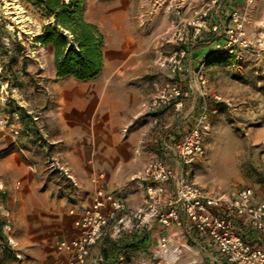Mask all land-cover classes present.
I'll use <instances>...</instances> for the list:
<instances>
[{
    "label": "rangeland",
    "instance_id": "rangeland-1",
    "mask_svg": "<svg viewBox=\"0 0 264 264\" xmlns=\"http://www.w3.org/2000/svg\"><path fill=\"white\" fill-rule=\"evenodd\" d=\"M199 1L82 0V12L84 20L95 25L103 36L102 64L104 54L117 56L112 52L121 48L120 56L124 59L135 51L133 47H144L150 42L161 52V64L179 48L171 38V23L174 26L180 22L184 27V48L188 53L186 66L179 74L172 77L165 65L142 64L132 71L136 75V94L144 99L139 106L142 118L159 113L143 111L159 81L174 78L183 90L189 91L179 110L186 116L185 124L179 134L171 136V151L162 149L161 143L166 141L162 133L161 140L150 133L142 137L147 146L139 155L148 153L144 166L156 157L171 171L179 172L182 164L177 145L181 137L197 125L204 154L184 167L188 182L215 197L230 196L240 189L264 190V48L259 51L235 48L232 54L225 53L223 48L229 41L226 32L233 27L230 13L247 9L262 12L264 0H255L249 7L233 6L227 14L218 4L207 6L205 1L200 5ZM199 10L207 11V17L196 35L195 27L188 23ZM50 21L19 0H0V115L4 121L0 125V182L3 184L0 231L5 226L10 228L1 232L6 243L0 241V264H68L70 255L55 246L58 240L72 235L67 213L71 209L87 208L93 193L94 172L103 171L105 175L112 172V167L103 163L101 148L108 144L101 135L84 133L82 125L73 128L72 133L67 132L68 128L64 130V125L71 126L69 115H82L78 106L81 102L76 101L75 95L91 91V87L86 86L88 81L57 78L54 89L48 91L38 82L20 80L18 72L11 68L14 65H54L53 49L41 47L36 41L42 27ZM212 26H216V32L211 31ZM262 28L264 14L250 19L246 15L244 36L248 40H253ZM40 99L45 103L40 105ZM168 108L179 112L173 106ZM200 115L205 119L199 121ZM11 129H16L18 134L14 135ZM150 138L157 143L156 151L149 149ZM50 158H57L65 165L75 182L60 179L50 172L47 163ZM131 177L115 182L110 176L104 189L123 201L129 213L142 209L147 215L141 183L132 181ZM135 194H139V198L136 206L131 207L126 197ZM164 211L165 208L159 206V212ZM180 218L181 226L169 227L182 230L187 226L194 235L195 231L182 214ZM148 225L154 228H151L153 234L157 232L153 235L157 239L154 246L132 245L128 238L125 240L124 236L128 235L125 232L116 242L109 237L99 241L93 247L96 252L91 250V257L94 259L103 251H109V260L103 264H216L213 260L218 259L217 253H206L187 235L184 234L185 246L179 248L172 245L167 235L160 236V226L169 227L162 226L156 215L146 216L145 221L142 217L133 221L134 230ZM163 236L168 237L166 255L159 247ZM247 238L264 249V232L248 231ZM192 239L196 241L195 237Z\"/></svg>",
    "mask_w": 264,
    "mask_h": 264
},
{
    "label": "built area",
    "instance_id": "built-area-1",
    "mask_svg": "<svg viewBox=\"0 0 264 264\" xmlns=\"http://www.w3.org/2000/svg\"><path fill=\"white\" fill-rule=\"evenodd\" d=\"M254 1L245 0V6L249 7ZM216 4H219V0L206 2L207 6ZM206 17L207 11L199 10L193 13L192 21L188 24L195 27L196 35ZM229 18L233 27L226 32L229 41L223 47L225 53L232 54L235 48L257 51L264 48V28L253 40L244 36L246 10L242 13L234 11L230 13ZM216 29V26H212L211 31L216 32ZM185 37L183 25L180 22L174 25L171 38L179 48L161 63L169 69L172 77L182 71L187 57L188 51L184 48ZM216 48H219V45ZM173 80L174 78L161 83L144 104V113H158L170 106L176 111L182 108L183 100L188 97L189 91L183 90L181 85ZM204 119L205 116L200 115L199 121ZM3 124L0 115V125ZM11 131L14 135L18 134L16 129ZM126 131L127 129L123 130L124 133ZM166 150L169 151V147H166ZM176 150L182 164L179 172L171 171L164 161L154 158L130 178L141 183L147 215L143 214L142 209L129 213L123 201L102 189L95 190L90 206L80 214L69 211L75 236L55 243L57 250L70 255L68 264H103L106 261L103 253L94 259L91 257L93 247L105 237L115 241L121 234L130 231L134 228L133 221L136 218L142 217V221H145L146 216L156 215L158 222L164 227L172 224L181 226L180 214L195 231L197 238L217 253L216 263L264 264V249L253 245L247 238L248 231L264 232V202L257 201L254 192L249 188L240 189L230 196L215 197L185 179L184 167H188L194 158L204 154L197 125L192 126L182 136ZM47 163L50 172L58 178L75 182L69 169L57 158H50ZM2 189L3 184L0 182V191ZM159 206L164 207L165 211L159 212ZM9 229V226H5L2 231ZM7 241L11 243L12 239L8 237ZM159 247L162 254L168 253V237L159 239ZM16 258L20 259V256L16 255Z\"/></svg>",
    "mask_w": 264,
    "mask_h": 264
},
{
    "label": "crops",
    "instance_id": "crops-1",
    "mask_svg": "<svg viewBox=\"0 0 264 264\" xmlns=\"http://www.w3.org/2000/svg\"><path fill=\"white\" fill-rule=\"evenodd\" d=\"M205 1L207 0H200V5ZM244 4L245 0H219L218 5L224 10V14H227L229 10L233 9V6H242ZM260 12L257 10L254 11L253 9H247V19L264 14V11ZM172 29L173 26L171 23L170 30L172 31ZM133 51L134 52H131L130 55L124 59L120 56V52H122L121 48L112 52L117 53V56L109 57L107 54H104L102 70L99 73L100 75L87 82L88 85L86 86L91 87V91L75 95L76 101L81 102L78 106L81 108L82 115H69L68 117L70 121L68 124L71 126L64 125V130L68 128V133H72L74 131L73 128H78L77 125H82L81 128H84L82 129L84 133L99 134L102 136L103 141L108 144L101 148V153L104 159L103 163L107 166H111L112 172L110 175H105L103 171L93 173L91 177L93 193L89 199L87 207L91 204L95 190L102 189L103 191L108 192L103 186L107 178L111 176V179L115 182L122 181L126 177L132 176L143 169V163L147 159L148 153L146 152L139 155V151L147 146L142 137H145L150 133L151 136L155 134V137L157 136V139L161 140L162 137L160 134L162 133L164 135L163 139L166 138V141L161 143L162 149L167 151L166 147H169V151H171L172 146H170V143L173 140L171 136L173 134H179V130H182V126L185 124L186 116L182 111L175 112L172 108H167V110L165 109L166 111L162 110L159 112L160 114L150 115L148 118L140 117L139 106L144 99L140 94H136V75L132 73V71L135 70L136 66L138 67L142 64L161 66L160 62L162 61V54L152 42L144 47H133ZM185 66L186 65L183 67ZM188 66L190 67V65ZM191 66L194 67V65ZM11 68L18 72L17 74L20 75V80H24V82H38V84L46 86L48 91L49 89L53 90L56 85L57 78L55 67L52 64L14 65L11 66ZM69 80L79 82L73 78H70ZM161 83H163V81H159L154 85V93ZM154 93H152V95ZM152 95H150L148 100ZM39 101L40 105L45 103L43 101L41 102V99ZM84 111L86 112L85 115H83ZM95 114L96 116H94ZM47 122L49 123V120ZM124 129H127L126 133L123 132ZM138 139L139 143L137 145ZM156 147L157 143L154 144V141L150 138L149 149L156 151ZM254 196L257 201H264V190L258 188L254 189ZM138 198L139 194L126 197L127 202L131 207L136 206L135 204L137 203ZM133 200H135V202ZM127 208L129 207L127 206ZM71 210L76 214H80L82 211L78 209ZM67 215L72 235L65 239H70L75 236V230L72 226V219L69 216V213H67ZM186 227L187 226H183L182 230H180L174 226L169 228H163L160 226V236L167 235L170 238L172 245L179 248L185 246V234L191 239L192 243L198 245V247L206 253L214 252L210 250L203 241L199 240L196 234L192 235ZM151 228V225L136 230L132 228V230L127 232L128 235L124 236L125 240L128 238L130 244H137L139 248L148 246L152 247L157 243V239L153 236L157 232L154 231L155 233L153 234V231L151 230L154 228ZM192 237H195L196 241L193 240ZM121 240L122 239L119 241ZM93 250L96 252L95 248ZM213 261L216 262V259Z\"/></svg>",
    "mask_w": 264,
    "mask_h": 264
},
{
    "label": "trees",
    "instance_id": "trees-1",
    "mask_svg": "<svg viewBox=\"0 0 264 264\" xmlns=\"http://www.w3.org/2000/svg\"><path fill=\"white\" fill-rule=\"evenodd\" d=\"M51 20L36 37L41 47L53 49L56 78L94 79L102 70L103 36L83 18L82 0H19ZM0 241L6 243L0 231ZM119 251L118 247L116 248ZM109 260V251L104 252Z\"/></svg>",
    "mask_w": 264,
    "mask_h": 264
}]
</instances>
